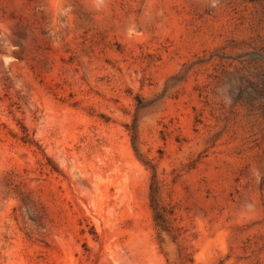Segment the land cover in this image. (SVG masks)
Instances as JSON below:
<instances>
[{"label":"rangeland","instance_id":"374dc122","mask_svg":"<svg viewBox=\"0 0 264 264\" xmlns=\"http://www.w3.org/2000/svg\"><path fill=\"white\" fill-rule=\"evenodd\" d=\"M0 264H264V0H0Z\"/></svg>","mask_w":264,"mask_h":264},{"label":"trees","instance_id":"16d2710c","mask_svg":"<svg viewBox=\"0 0 264 264\" xmlns=\"http://www.w3.org/2000/svg\"><path fill=\"white\" fill-rule=\"evenodd\" d=\"M20 140L24 144H29V145H35V146H37L36 142H34L32 139L29 138L27 131L23 127H22V136L20 137Z\"/></svg>","mask_w":264,"mask_h":264}]
</instances>
